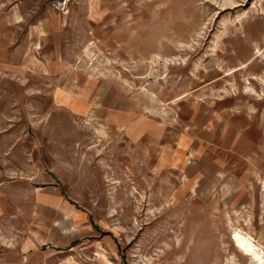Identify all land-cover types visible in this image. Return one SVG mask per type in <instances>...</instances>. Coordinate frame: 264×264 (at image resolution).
<instances>
[{"label":"rangeland","instance_id":"obj_1","mask_svg":"<svg viewBox=\"0 0 264 264\" xmlns=\"http://www.w3.org/2000/svg\"><path fill=\"white\" fill-rule=\"evenodd\" d=\"M57 3L0 0V264L27 181L79 232L40 264H264V0ZM209 106L243 140L185 157Z\"/></svg>","mask_w":264,"mask_h":264},{"label":"crops","instance_id":"obj_2","mask_svg":"<svg viewBox=\"0 0 264 264\" xmlns=\"http://www.w3.org/2000/svg\"><path fill=\"white\" fill-rule=\"evenodd\" d=\"M15 11V10H14ZM18 12V10H16ZM212 107L205 108L204 111H199L195 116V121L193 127L196 129L198 134L196 135L195 141L191 140L189 137H183L182 147L180 146V153L183 156L191 155V151H195L193 154L202 153L205 149L204 145L212 139L207 137L214 135L216 140L221 137L222 141L233 142L235 138L239 137V140L242 141V132H238V135H235L236 129L233 127V123H229L227 116L220 117L221 120L225 123V129L222 130L221 136L217 135V126L218 125V115L213 114ZM220 123V122H219ZM222 133H226L227 136L224 137ZM212 138V137H211ZM238 141V142H240ZM208 143V144H211ZM230 143V144H231ZM228 145V144H227ZM230 147H232L230 145ZM199 151V152H198ZM192 154V155H193ZM184 157V158H185ZM190 175L194 172L192 168L186 171ZM27 188L30 187L26 193V237L21 242V244H16L17 242L10 240L11 245L16 244L18 247L11 248V251H14L18 257L21 256L24 264H40L44 263L46 256L38 247L47 246L48 249H67L72 248L74 241H76V232L77 230H70L68 222H73L74 211L67 212V210L72 208L69 204L63 200V194L61 188L54 184L48 183L46 185L35 186L33 183L24 182ZM6 199V200H3ZM10 198L5 197L3 190L0 188V222L9 223L10 229L14 228L15 225L11 223L13 220L17 219L19 214L12 210L8 211L4 208V201H8ZM11 201V200H10ZM76 213V212H75ZM77 214V213H76ZM79 220H83V216L80 215ZM60 220V221H59ZM71 221V222H70ZM66 223L67 225H64ZM1 224V223H0ZM29 224V225H28ZM38 226V231H35V226ZM73 226L70 225V227ZM1 227H3L1 225ZM83 228V227H82ZM6 235H9L7 230ZM37 234V236H36ZM80 235V234H79ZM12 238V236H11ZM1 248V247H0ZM21 253V254H20ZM45 254V255H44ZM50 255V254H49Z\"/></svg>","mask_w":264,"mask_h":264},{"label":"built area","instance_id":"obj_3","mask_svg":"<svg viewBox=\"0 0 264 264\" xmlns=\"http://www.w3.org/2000/svg\"><path fill=\"white\" fill-rule=\"evenodd\" d=\"M66 1L67 0H55L56 3L59 2V3H57L58 5H63L64 2L66 3Z\"/></svg>","mask_w":264,"mask_h":264}]
</instances>
